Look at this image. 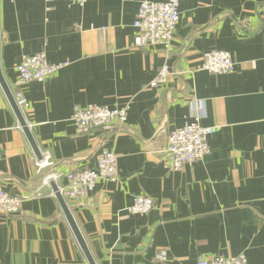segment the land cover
Returning <instances> with one entry per match:
<instances>
[{
    "label": "crops",
    "instance_id": "0c3cea01",
    "mask_svg": "<svg viewBox=\"0 0 264 264\" xmlns=\"http://www.w3.org/2000/svg\"><path fill=\"white\" fill-rule=\"evenodd\" d=\"M141 1L0 0V70L10 89L25 55L68 63L23 86V116L40 153L51 155L39 172L0 86V189L22 198L18 213L0 214V264H88L43 178L54 173L65 185V173L94 168L104 147L116 155L117 181L101 180L71 203L96 264H197L240 253L264 264V0H180L168 51L134 46ZM213 49L231 54L233 72L202 69ZM164 65L170 75L150 87ZM195 100L204 103L200 123L218 129L205 157L170 170L168 132L190 119ZM127 103L120 129L78 134L70 121L76 106ZM138 194L154 199L144 215L127 211Z\"/></svg>",
    "mask_w": 264,
    "mask_h": 264
},
{
    "label": "built area",
    "instance_id": "2783aa9c",
    "mask_svg": "<svg viewBox=\"0 0 264 264\" xmlns=\"http://www.w3.org/2000/svg\"><path fill=\"white\" fill-rule=\"evenodd\" d=\"M53 2L57 0H44ZM70 4L83 5L87 0H61ZM180 0H165L154 2L141 1L133 26L135 28L134 46L137 48L152 45L162 46L166 51L171 48L172 39L179 20ZM68 63H50L44 51L22 57L15 67L16 79L11 87L15 103L23 114L28 102L23 86L31 81H43L58 69ZM202 69L211 74H226L235 70V63L231 54L226 50L213 49L207 51L202 57ZM170 71L164 65L150 82V87L163 84ZM190 119L167 135V144L164 148L163 163L170 170L177 171L186 164L201 160L209 152L208 139L213 135L217 126H204L200 123L204 115V103L202 101L190 102ZM129 104L120 107L89 104L84 107H74L70 121L78 134H84L97 130H114L124 126L128 118ZM30 128V123L26 121ZM52 165L51 155L48 151L41 153V158L35 160V166L39 172ZM59 176L50 173L43 178L45 184L55 182ZM66 184L58 186V190L71 210V203L80 202L89 197L96 184L101 181L116 182L117 161L115 153L109 148H101L94 168L71 169L65 173ZM54 193V192H53ZM22 198L11 195L0 189V214L14 215L20 211ZM155 203L150 196L138 194L132 199L127 211L131 214L144 215L153 209ZM72 212V211H71ZM155 260L165 262V251L156 254ZM197 264H247L244 253L234 257L216 255L211 257L200 256Z\"/></svg>",
    "mask_w": 264,
    "mask_h": 264
},
{
    "label": "water",
    "instance_id": "95a60500",
    "mask_svg": "<svg viewBox=\"0 0 264 264\" xmlns=\"http://www.w3.org/2000/svg\"><path fill=\"white\" fill-rule=\"evenodd\" d=\"M0 86L12 108V110L14 111L19 125L21 126L23 132L25 133V136L34 152V155L36 156L37 159L41 158V153L40 150L32 136V133L26 123V120L22 114V112L20 111V109L18 108V106L15 103L14 97L12 95L11 89L9 87V85L7 84V82L5 81L1 70H0ZM50 187L52 189V191L54 192V195L60 205V208L64 214V217L68 223V225L70 226L74 237L79 245V247L81 248L88 264H96L95 260L93 259L92 255L90 254V251L87 247V244L85 242V239L77 225V222L73 216V213L71 212V210L69 209V207L67 206V203L65 202L64 198L62 197V195L60 194L59 190H58V186L55 182H50Z\"/></svg>",
    "mask_w": 264,
    "mask_h": 264
}]
</instances>
